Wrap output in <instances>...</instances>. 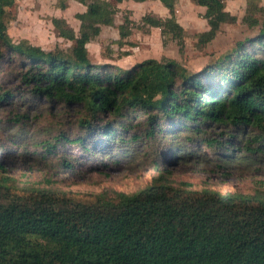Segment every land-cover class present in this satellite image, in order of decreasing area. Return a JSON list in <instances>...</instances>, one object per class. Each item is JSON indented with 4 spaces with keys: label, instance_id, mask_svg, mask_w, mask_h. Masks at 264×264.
I'll return each mask as SVG.
<instances>
[{
    "label": "trees",
    "instance_id": "16d2710c",
    "mask_svg": "<svg viewBox=\"0 0 264 264\" xmlns=\"http://www.w3.org/2000/svg\"><path fill=\"white\" fill-rule=\"evenodd\" d=\"M157 1L169 17L148 14L142 23L176 40L181 49L184 29L176 20L175 0ZM79 2L85 12L75 15L78 35L70 28L59 30L61 38L76 46L64 53L46 52L27 40L14 43L6 18L15 0H0V68L10 60L34 94L81 105L77 126L89 134L116 136L122 148L129 146L125 134L140 128L138 134L129 132L127 139L147 142L157 134L178 138L185 132L187 141L195 138L227 154L234 137L226 144L206 137L210 128H227L254 132L247 141L257 147L249 151H264V7L249 0L243 21L250 27L261 25L259 33L197 73L176 62L154 59L120 72L110 65H93L86 48L99 35L100 26L113 25L116 9L105 0ZM197 2L205 9L208 27L197 36L202 46L232 17L224 0ZM66 6L67 0H56V8ZM254 12L263 14L260 24L251 16ZM52 22L66 27L64 20ZM126 23L119 27L120 40L115 42L119 46L130 34ZM10 96L0 93V102ZM133 118L138 121L131 126ZM62 138L78 146L84 142L81 137ZM58 145L43 142L41 146L54 152ZM60 163L63 169L71 168L64 158ZM10 181L0 176V264H264L261 191H189L159 178L134 194L99 197L84 204L45 189L15 194Z\"/></svg>",
    "mask_w": 264,
    "mask_h": 264
},
{
    "label": "rangeland",
    "instance_id": "374dc122",
    "mask_svg": "<svg viewBox=\"0 0 264 264\" xmlns=\"http://www.w3.org/2000/svg\"><path fill=\"white\" fill-rule=\"evenodd\" d=\"M108 1L115 9L112 26H100L99 35L87 44L88 57L93 65H110L125 72L135 65L154 59L160 63L176 62L189 73H197L229 53L239 42L255 37L261 25L250 27L243 18L248 15L249 0H224L225 11L232 17L220 26L213 40L197 44V36L207 31L203 16L205 9L197 0H175V16L184 29L183 47L176 40L163 37L160 30L142 23L152 15L167 19L168 11L157 0L136 3L132 0ZM258 8L264 0H252ZM79 0H67L64 10L56 8V0H15L6 18L8 35L14 43L27 40L46 52H68L75 43L59 36L60 29L79 32L76 14L84 13ZM262 22L263 14H251ZM64 20L66 27L53 24ZM128 21L129 36L120 40L119 27ZM18 67L8 60L0 68V93L11 96L0 102V163L8 185L15 194L45 189L74 201L92 204L99 197L114 199L118 194L131 195L161 178L173 188L189 191L204 189L225 193L253 194L264 192V151L256 149L252 131H231L227 128H210L206 137L226 144L229 137L232 152L223 154L195 138L184 139L162 134L147 142L127 139V148L120 147L117 137L103 136L100 132L87 133L77 126L82 113L81 105L48 99L36 95L30 85L21 82ZM138 118L130 120L136 125ZM174 135L177 134L174 131ZM81 137L83 145L64 143ZM228 139V140H227ZM59 144L54 152L42 149V143ZM229 150V149H228ZM234 150V151H233ZM61 158L70 162L63 169Z\"/></svg>",
    "mask_w": 264,
    "mask_h": 264
},
{
    "label": "crops",
    "instance_id": "0c3cea01",
    "mask_svg": "<svg viewBox=\"0 0 264 264\" xmlns=\"http://www.w3.org/2000/svg\"><path fill=\"white\" fill-rule=\"evenodd\" d=\"M164 8V7H163ZM166 10V9H165ZM167 11V10H166ZM80 24V23H79ZM76 33V32H75Z\"/></svg>",
    "mask_w": 264,
    "mask_h": 264
}]
</instances>
